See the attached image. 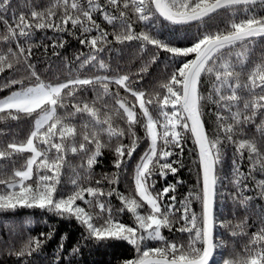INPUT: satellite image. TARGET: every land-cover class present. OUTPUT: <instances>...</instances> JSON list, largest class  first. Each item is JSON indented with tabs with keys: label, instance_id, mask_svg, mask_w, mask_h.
I'll list each match as a JSON object with an SVG mask.
<instances>
[{
	"label": "snow or ice",
	"instance_id": "snow-or-ice-1",
	"mask_svg": "<svg viewBox=\"0 0 264 264\" xmlns=\"http://www.w3.org/2000/svg\"><path fill=\"white\" fill-rule=\"evenodd\" d=\"M261 11L264 0H0V211L37 209L80 229L70 248L69 234L59 237L49 264H81L85 249L121 246L133 255L119 264H210L227 246L216 229L231 222L217 218L218 205L228 198L247 211L253 200L264 201ZM224 12L230 17L224 27L185 34L188 46L157 30L161 21L202 26ZM49 30L54 50L64 48L68 35L85 51L67 62L76 65L68 76L46 81L33 50L43 47L47 53L49 46L32 41L37 32ZM132 42L139 45L136 55L149 57L137 72L112 68L101 58L117 51L113 44ZM162 54L164 79L138 87ZM86 70L92 74L84 75ZM21 121L30 128L18 140V133L5 129ZM188 140L196 155V185L178 200L182 180L159 189L157 183L183 167L179 157ZM142 141L147 147L133 167L129 190L121 192L117 185ZM229 148L232 167L224 176ZM105 149L114 156L116 171L96 179L94 168ZM72 157L80 159L77 167L70 164ZM245 159L246 172L241 171ZM225 181L234 192L224 190ZM249 191L254 195H246ZM125 214L131 223L122 221ZM254 223L252 232L247 217L235 225L239 231L230 237L239 238L241 249L223 264H264V209ZM164 230L185 234L186 240H170ZM56 234L53 229L29 235L19 249L10 245L7 254L18 261L40 255Z\"/></svg>",
	"mask_w": 264,
	"mask_h": 264
},
{
	"label": "trees",
	"instance_id": "trees-1",
	"mask_svg": "<svg viewBox=\"0 0 264 264\" xmlns=\"http://www.w3.org/2000/svg\"><path fill=\"white\" fill-rule=\"evenodd\" d=\"M258 7V6H257ZM261 15H264V11L260 12ZM230 17L228 13L224 12L220 15L207 18L202 26L197 25L193 22L190 25L184 26H173L167 24L166 22L161 21L158 27V31H161L164 36L169 38H176L178 40V46H188V40H186L185 34L191 37L198 30L203 31L205 29L210 31H215L218 27H224V24ZM99 22V21H98ZM107 30L111 31V28L107 25H103ZM143 25L137 27L139 31ZM53 33L49 30L46 33L37 32L33 43H39L41 40L44 44H47L48 50L45 53L44 48H37L33 50V62L37 64L39 71L42 73V79L52 80L53 78H61L68 76V68H75V62L69 65L67 62L72 61L73 57L85 49L79 44L78 40L72 38L71 36L65 35L64 40L67 41L64 48H52V41L47 39V37H52ZM111 39V37H109ZM261 44H264V41H260ZM112 47L117 51H112L110 53L106 52L102 54L101 58L105 60L106 63H109L112 68H116L117 65L124 71L131 70L132 72H137L141 67L144 60H147V53H136L139 52V45L136 42L131 44L120 45L113 44ZM53 51L59 53V55L54 56ZM143 56L144 59H140ZM167 61L163 59L161 62H158L156 65H153L149 69V73L144 74L143 82L138 85V87H153L159 82H161L166 73L165 65ZM170 71V69H168ZM84 75H91L90 71H85ZM97 74H105L103 71L98 72ZM138 79V77H137ZM6 94V93H4ZM121 95H124L123 90H121ZM0 128H4V125H0ZM30 128V124L26 121L21 122H11L10 127L6 128V131L12 133H18L16 139L21 140L25 138L27 131ZM137 134L139 136L143 135V131L140 128H137ZM2 139V138H0ZM6 139L11 140L12 136L6 137ZM124 143H128V138L124 139ZM147 143L141 142V146L138 148L136 153H134L132 160L129 162L128 166V175L126 178H123L119 185H117L118 190L121 192L127 193L131 185V174L135 163L139 160L140 155L146 149ZM178 151V150H177ZM233 149H227V155L222 167L221 174L228 176L232 167V158H233ZM178 157L173 156L170 159H177ZM183 167L179 169L176 176H169L167 181H160L157 183V188H162L166 183H175L177 179L183 181L182 184L177 186L176 196L177 199H182L186 196L190 189H193L196 185V176H197V165L193 163L196 159L194 145L191 140H188L184 146L183 156L179 157ZM114 156L111 151L105 149L103 151V157L99 160L98 165L94 168L96 173V179L100 178L102 173H113L116 171L113 166ZM70 164L72 167H77L80 164V159L78 157L70 158ZM249 165L245 159L241 171H247ZM68 173L65 174V180L67 179ZM157 179H159L157 177ZM251 187L252 182L247 181ZM70 187V185L68 186ZM105 187L107 184L105 182ZM224 190L232 193L235 191L234 187L224 182ZM246 195H254L253 192L249 191ZM114 207H119V201L115 198L112 199ZM264 209V201L255 199L251 202V205L247 211L234 207L230 199L225 198L222 203L218 205L217 218L226 224L231 222V226L225 228H217L216 231L221 234V238L226 241L227 246L225 248L217 250L210 264H223L224 259L234 258V251L239 252L241 249V242L239 238L235 240L230 237V232L233 230L239 231L235 228V225L240 223L246 217L248 223L253 225L248 229L249 232L256 230V224L258 215L260 211ZM193 210L199 212V205L197 203L193 204ZM123 222L131 223L130 215L125 214L121 217ZM57 230L56 236L49 241L43 249V252L40 255H33L31 258L17 260L15 255H8L7 250L10 245L14 246L16 249H19L21 245L26 242L29 235L38 236L39 233H47L51 230ZM64 233L69 234V240L66 242L67 246L70 248L76 243L80 238V229L77 228L72 223L63 222L61 219L52 217L51 214H45L37 209H17L15 212L0 211V264H49V260L53 258L52 253L55 251L57 244L59 242V237ZM164 234L170 239H180L181 241L186 240V235L173 231L169 233L167 230H164ZM150 246H158L156 243H152ZM133 255L132 249L128 246H121L116 248H101L99 251L85 249L84 257L81 261V264H119V260L122 258H128Z\"/></svg>",
	"mask_w": 264,
	"mask_h": 264
},
{
	"label": "water",
	"instance_id": "water-1",
	"mask_svg": "<svg viewBox=\"0 0 264 264\" xmlns=\"http://www.w3.org/2000/svg\"><path fill=\"white\" fill-rule=\"evenodd\" d=\"M211 262V261H210Z\"/></svg>",
	"mask_w": 264,
	"mask_h": 264
}]
</instances>
